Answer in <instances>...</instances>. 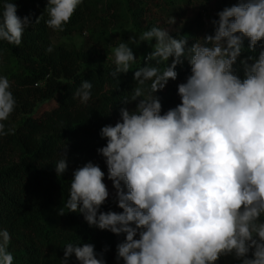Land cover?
<instances>
[{"label": "clouds", "instance_id": "obj_1", "mask_svg": "<svg viewBox=\"0 0 264 264\" xmlns=\"http://www.w3.org/2000/svg\"><path fill=\"white\" fill-rule=\"evenodd\" d=\"M82 2L47 0V27L64 31ZM217 16L214 34L191 46L169 28L152 27L107 57L115 65L111 75L118 77L136 61L129 45L147 42L152 49L134 72L137 86L121 102L134 108L121 107L115 125L99 133L106 144L97 153L122 211H100L110 194L105 172L92 162L74 171L65 207L90 227L123 234L116 246L123 264H217L228 256L239 264H264V44L258 55L239 59L243 78L234 69L245 39L251 53L264 42V0H239ZM167 23L174 25L175 17ZM30 24L8 0L0 11V41L20 46ZM185 60L191 74L177 85L180 103L162 113L156 93L177 80V66ZM10 89L8 77L0 75V137L15 132L4 124L16 106ZM91 89L84 80L74 96L87 104ZM67 167L62 153L57 176ZM64 214L61 208L58 215ZM10 242L8 230L0 229V264H13ZM73 255L79 264H105L90 243H68L61 264Z\"/></svg>", "mask_w": 264, "mask_h": 264}, {"label": "trees", "instance_id": "obj_2", "mask_svg": "<svg viewBox=\"0 0 264 264\" xmlns=\"http://www.w3.org/2000/svg\"><path fill=\"white\" fill-rule=\"evenodd\" d=\"M5 2L8 0H0V11ZM11 2L17 5L18 16H28L31 21L20 46L0 41V75L8 77L16 100L14 112L4 121L5 131L14 128L15 132L0 137V229L10 233L8 250L14 256L13 264H61L68 243H90L98 254H103L105 264H115L116 246L124 235L90 227L82 214L68 212L65 204L74 171L88 162L105 172V183L111 182L105 160L97 153L106 144L99 133L103 126L115 125L121 107L134 108V104L121 102L137 86L134 72L144 66V57L149 52L141 54L129 72L118 77L111 75L114 64L98 68L89 64L96 57L111 56L115 46L127 42V37L116 31L132 22L141 29L149 20V30L157 27L159 19L169 20L173 16L183 20L189 10L197 13L214 2L221 11L239 0H83L64 31L47 27V0ZM38 17L41 18L36 23ZM74 34L86 35L88 47L67 48L54 42L55 35ZM206 34H214V26L207 27L199 12L178 38H187L191 46ZM248 43L245 39V51L234 65L241 78L244 71L239 59L258 55L264 44L258 43L256 52L251 53L247 51ZM49 47L51 52L47 51ZM166 63L160 65L161 69ZM176 70L177 80L169 81L164 90L156 93L162 113L180 103L177 85L191 74L189 64L177 66ZM84 80L92 83L87 104L74 96ZM148 85L150 82L145 87ZM62 153L67 157L68 167L58 177L54 167ZM61 208L66 213L63 216L58 215ZM100 211H122L115 194L109 196ZM68 264L79 262L73 255ZM217 264H239V261L221 257Z\"/></svg>", "mask_w": 264, "mask_h": 264}, {"label": "rangeland", "instance_id": "obj_3", "mask_svg": "<svg viewBox=\"0 0 264 264\" xmlns=\"http://www.w3.org/2000/svg\"><path fill=\"white\" fill-rule=\"evenodd\" d=\"M218 11H219V7H218L217 3L214 2L208 9H206V10L199 9V11L197 13L200 12L203 15L204 22H205L206 26L208 27V26H210L212 24L211 21L214 20V17L216 16ZM197 13L195 11H193V10H189L188 13H187V17L185 19L181 20V19L175 18L176 23L174 25H171V26L167 23L168 20H165V19H159L158 23H156V25H157V27H161V28H169L170 35L173 36L174 38H178L179 35L185 29L187 23L192 22V21L195 20ZM157 17H160V16H157ZM148 23H149V20H146L145 23L142 24V27L140 29V27L137 24L132 22V23L126 25L125 27L117 30L116 32H117V34L119 36H126L127 37V41H128L131 36L136 35L137 37H139V35L143 31H146ZM54 42L57 43V44L63 45L65 47H67V48L81 49V48H85V47L87 48L88 47L87 36L84 35V34L83 35L82 34H74L72 36H67V37H62L60 35H55L54 36ZM152 43H155V41H153ZM129 46L132 47L133 52H134V54L136 56V60L139 58V56L141 54H144L145 52H149L150 53L152 51L151 47L149 46V44L147 42L141 43L139 47H136L135 45H129ZM137 51H140L139 54H137ZM111 56H112V54H111ZM111 56H109V57H111ZM169 62H171V58L169 59ZM112 64H114L112 62V60L111 59H107V57L103 58V59H100V58L96 57L89 64V66L93 67V68H98V67L109 66V65H112ZM187 64L188 63L185 60V62H184V64L182 66L187 65ZM105 184L108 187L109 194H110L109 196L114 195L115 194V190L113 188L112 182L105 183ZM116 257L117 256H115L113 258L115 264L123 262L122 260H117ZM225 258H226V260L236 261L231 256H228V257H225Z\"/></svg>", "mask_w": 264, "mask_h": 264}]
</instances>
